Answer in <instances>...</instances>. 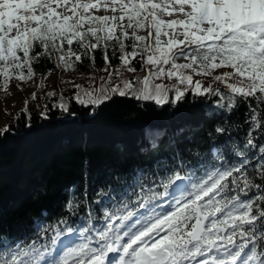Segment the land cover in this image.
<instances>
[{
	"label": "snow or ice",
	"instance_id": "snow-or-ice-1",
	"mask_svg": "<svg viewBox=\"0 0 264 264\" xmlns=\"http://www.w3.org/2000/svg\"><path fill=\"white\" fill-rule=\"evenodd\" d=\"M97 49L109 67L111 50V57L128 72L137 70L133 61L147 68L143 80L136 81L139 87L124 80L112 93L158 105L168 102V89L153 85L154 79L175 77L185 85L184 90L175 87L176 100L189 89L193 95L211 92L223 98L219 89L204 87L188 73L211 75L227 69L214 79L227 89V103L221 107L247 108L245 141L232 145L243 159L236 164L225 161L195 180L173 170L160 178L163 193L151 188L145 193L138 171L137 210H129L127 202L105 209L106 224L96 233V246L90 222L79 230L66 219L38 222L37 236L51 232L50 240L25 244L0 237V264H264V144L258 147V158L248 156L249 149H257L252 133L264 136V0H0V90L7 91L13 80H32L33 65L42 57L51 60L56 54L57 67L68 70L82 57L94 63ZM181 57L185 63H177ZM84 95L87 101L77 94L78 103L97 105L110 99L104 90ZM59 107L66 111L68 106ZM7 131V126L0 128V134ZM253 158L250 176L247 165ZM229 191L235 195L228 196ZM220 194L225 198L217 199ZM97 195L106 193L101 189ZM165 197L167 206L159 205L162 211L149 207ZM79 203L73 194L65 208L72 212ZM133 217L135 222L126 224ZM112 233L116 246L109 242ZM73 234L78 242H62ZM114 253L117 258L111 259Z\"/></svg>",
	"mask_w": 264,
	"mask_h": 264
},
{
	"label": "trees",
	"instance_id": "trees-1",
	"mask_svg": "<svg viewBox=\"0 0 264 264\" xmlns=\"http://www.w3.org/2000/svg\"><path fill=\"white\" fill-rule=\"evenodd\" d=\"M109 54L111 78L100 81L97 95L104 90L110 99L97 105L81 104L76 97L79 94L87 101L84 90L69 95L60 91L44 107L28 104L27 111L24 108L13 116L6 125L8 131L0 134V237L44 244L52 233L37 236L38 222L55 224L66 219L68 225L81 228L89 219L102 224L105 209L114 210L122 202L128 203L129 210H137L138 171L145 193L149 188L163 193L160 178L173 170L195 180L225 161L236 164L243 159L234 154L232 145L245 141L247 108L243 104L231 111L221 107L227 103L226 87L220 89L223 98L211 92L193 95L189 89L176 100L175 90L162 85L168 89V102L160 105L133 95L120 96L109 89L114 67L121 61L111 57V50ZM93 55L94 63L82 57L74 70L108 67L110 71L99 49ZM132 65L136 72L145 70L138 61ZM33 67L41 77L58 70L54 54L51 60L42 57ZM61 103H67L66 111L59 107ZM217 128L224 131L218 133ZM252 135L257 149H249L248 156L258 158L264 136L260 131ZM255 163L253 158L247 165L250 176H254ZM101 189L106 195H97ZM73 194L80 203L69 212L65 205ZM167 199L155 200L149 207Z\"/></svg>",
	"mask_w": 264,
	"mask_h": 264
},
{
	"label": "rangeland",
	"instance_id": "rangeland-1",
	"mask_svg": "<svg viewBox=\"0 0 264 264\" xmlns=\"http://www.w3.org/2000/svg\"><path fill=\"white\" fill-rule=\"evenodd\" d=\"M56 54H54L55 56ZM184 58H179L177 63H185ZM133 66V65H132ZM99 68L91 69L90 71L80 72L74 69L65 70L63 67H58V70L50 73L46 77H41L35 75L32 80L26 82H19L13 80L7 91L0 90V128L6 126L9 120L20 113L28 104L34 103L39 107H44V103H47L49 100L54 99L58 92H65L68 95L72 92H79L84 90L85 93L92 94L93 96L97 95V87L100 81H105L110 77L112 73V67L110 71H104ZM117 69L119 71H117ZM227 69H216L212 72L211 75H196L191 73L189 70L188 74H192L193 81H201L204 87L211 89H220L226 87L225 83L218 82L214 79L215 75L221 74ZM147 68L142 72H128L121 64L114 67V72L112 75L110 89L117 86H122L124 80L130 81L136 84L139 76L143 77L147 75ZM231 81H228L230 83ZM153 85H165L172 90L178 86L181 90L185 89V85L179 84L177 79L174 77L168 79L167 77H162L160 79H154L152 81ZM19 85V86H18ZM195 85H193L194 87ZM171 91V90H170ZM54 93V95L49 96L48 93ZM33 93H35V98H33ZM172 93H175L173 91ZM62 94V93H61ZM176 97V93L174 94ZM25 101L27 104L25 105Z\"/></svg>",
	"mask_w": 264,
	"mask_h": 264
}]
</instances>
